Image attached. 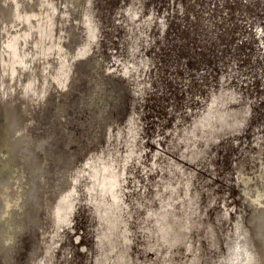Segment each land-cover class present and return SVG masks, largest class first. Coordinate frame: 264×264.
Listing matches in <instances>:
<instances>
[{
    "label": "rangeland",
    "instance_id": "374dc122",
    "mask_svg": "<svg viewBox=\"0 0 264 264\" xmlns=\"http://www.w3.org/2000/svg\"><path fill=\"white\" fill-rule=\"evenodd\" d=\"M0 19V264H264V0Z\"/></svg>",
    "mask_w": 264,
    "mask_h": 264
},
{
    "label": "bare ground",
    "instance_id": "6f19581e",
    "mask_svg": "<svg viewBox=\"0 0 264 264\" xmlns=\"http://www.w3.org/2000/svg\"><path fill=\"white\" fill-rule=\"evenodd\" d=\"M4 6H6V4H5ZM6 9H7V8H6ZM7 10H8V9H7ZM6 14H7V13H6ZM1 16H2V13H1ZM45 18H46V17H45ZM46 19H47V18H46ZM0 20H1V19H0ZM2 20H3V19H2ZM5 20H6V19H5ZM5 23H6V22H4V24H5ZM2 24H3V23H2ZM43 35H44V34H43ZM14 38H15V37H14ZM49 40H50V39H49ZM12 43H13V42H12ZM12 43H11V44H12ZM9 44H10V43H9ZM14 44H15V43H13V45H14ZM13 45H11V47H13ZM44 47H45V46H44ZM4 64H5V63H4ZM4 64H3V65H4Z\"/></svg>",
    "mask_w": 264,
    "mask_h": 264
}]
</instances>
